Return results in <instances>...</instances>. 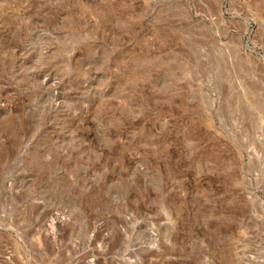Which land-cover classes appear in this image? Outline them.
I'll return each mask as SVG.
<instances>
[{"label":"rangeland","instance_id":"374dc122","mask_svg":"<svg viewBox=\"0 0 264 264\" xmlns=\"http://www.w3.org/2000/svg\"><path fill=\"white\" fill-rule=\"evenodd\" d=\"M0 264H264V0H0Z\"/></svg>","mask_w":264,"mask_h":264}]
</instances>
